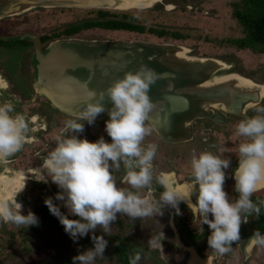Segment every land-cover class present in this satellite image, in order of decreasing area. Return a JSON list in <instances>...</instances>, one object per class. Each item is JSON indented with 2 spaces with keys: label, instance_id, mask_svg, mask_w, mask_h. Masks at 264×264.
Listing matches in <instances>:
<instances>
[{
  "label": "flooded vegetation",
  "instance_id": "1",
  "mask_svg": "<svg viewBox=\"0 0 264 264\" xmlns=\"http://www.w3.org/2000/svg\"><path fill=\"white\" fill-rule=\"evenodd\" d=\"M163 1L164 4L152 9L165 11L168 18L183 12L188 17L187 12L202 14V18H211L214 10L218 13L214 0H197L198 3L185 0L187 2L180 4L178 9V4ZM141 10L145 8L50 6L0 19V103H12V115L23 114L28 124L22 148L0 158V202L7 200L11 204L13 193L24 187L16 199L23 206V214L31 210L37 215L39 222L32 226L35 231L42 225H61L44 204L47 197H53L61 212L68 215L63 202L54 199L59 191L57 186L51 180L45 183L34 178L35 170L55 147L57 137L62 135L65 121L77 119L80 108L73 104L84 102L89 90H103L122 78L125 72H135L141 65L156 74L149 89L151 101L154 99L157 103L152 113L156 117L150 118L153 122L147 119L146 126L151 133L142 142L143 145H157L152 161L154 179L150 186L153 199H159L164 191L155 179L160 173H167L166 183L182 194L183 186L192 180V156L202 151L223 153V157L230 159L223 189L230 200L238 197L232 171L238 164L237 141L243 142L246 138L237 135L236 125L245 117L256 115V109L264 106V51L242 46L239 40L245 36L243 30L241 35L229 38L221 35V40H213L200 25L196 29L171 27L167 22L148 25L138 19V14L145 15L151 9ZM66 11H75L76 16L55 23L45 22L41 16L44 12L63 15ZM234 12L235 8L236 18ZM56 16L59 18L58 14ZM218 16L220 14L216 18ZM58 55L65 57L63 66L68 69L55 72L51 68L58 63L53 62L52 57ZM232 74L247 78L259 88L251 85L247 88V83L242 82L234 84L229 80ZM54 89L57 93L58 90H76L74 100L65 103L68 108H74L64 110L44 95ZM249 93L255 95L243 97ZM166 97L187 110L168 116L171 127L168 138L162 123L157 121L161 119L159 111L166 107ZM107 119L108 116L101 113L94 124L85 122L78 138L92 142L103 136L110 142L104 130ZM182 126L185 131L187 127L191 129L186 141L180 140ZM190 143L194 146L188 154L182 155L180 146ZM124 175L123 166L114 173L118 187L138 191L141 196L148 194V189H131L122 182ZM251 199L260 207L259 214L253 212L246 223H241L240 240L231 242V250L227 253L220 254L208 247V226L193 217L187 201H181L179 214L169 206L162 209V215L143 218L133 219L117 213L108 235L97 227L94 234L106 237L108 248L95 264H130L137 254L140 256L138 264H264V248L251 246L249 240L256 230L264 233V205L261 204L264 184ZM191 202L195 203V196ZM68 218L78 219L71 215ZM0 226L17 227L3 220ZM92 247L88 235L79 239L78 251Z\"/></svg>",
  "mask_w": 264,
  "mask_h": 264
},
{
  "label": "clouds",
  "instance_id": "2",
  "mask_svg": "<svg viewBox=\"0 0 264 264\" xmlns=\"http://www.w3.org/2000/svg\"><path fill=\"white\" fill-rule=\"evenodd\" d=\"M155 78L152 69L141 65L135 72H125L103 90H89L77 119L65 121L55 147L35 170L34 180L45 183L51 180L59 189L54 199L63 202L68 215L61 212L53 197L45 198L44 204L50 214L58 218L65 233L73 242L86 235L92 241L93 247L74 256L72 264H95L98 257H103L108 242L94 231L99 227L108 235L117 213L133 219L143 218L162 215V209L169 206L179 214V203L187 201L193 217L210 230L208 247L220 254L229 252L231 242L240 240L241 223H246L253 212L259 214L260 207L251 197L264 184V106L256 109V115L245 117L236 125L237 135L246 138L239 144L238 164L232 171L234 191L238 193L236 199L230 200L223 189L225 170L231 161L223 157V153L217 155L212 151L192 156V180L183 186L182 194L166 183L167 173L157 175L155 179L164 191L159 199H153L150 186L157 145L142 142L151 133L146 121L153 108L149 89ZM108 105L104 130L110 142L103 136L92 142L78 138L85 122L94 124ZM13 111L12 103H0V158L19 151L26 142V119L20 113L12 115ZM121 166L125 170L122 182L131 189H148L147 195L117 186L114 173ZM23 188L13 193L11 204L7 200L0 202V220L35 226L38 217L31 210L23 214V206L16 199ZM193 196L195 203L191 202ZM261 204L264 205V201ZM69 215L78 219H69ZM249 240L251 246L264 248V233L256 230ZM139 260L137 254L130 264H138Z\"/></svg>",
  "mask_w": 264,
  "mask_h": 264
},
{
  "label": "rangeland",
  "instance_id": "3",
  "mask_svg": "<svg viewBox=\"0 0 264 264\" xmlns=\"http://www.w3.org/2000/svg\"><path fill=\"white\" fill-rule=\"evenodd\" d=\"M168 1H172L176 5L178 4L177 9L180 4L182 6L187 2H185V0ZM193 1L198 3L197 0ZM214 1L218 7V13L217 10H214L215 12L213 11V13H211V15H213L211 18L207 16L202 18V14L195 15V12H187L189 17L183 14L185 13L183 12L174 14L173 18H168L166 17L167 15H164L165 11L151 9L148 11L150 13H144L145 15L139 13L138 19L147 22L148 25H163V23L167 22V25L171 27L183 26L190 28L192 26L193 29H196L195 27L200 25L204 32L210 33L213 40H215V38L221 40V35H227L225 36L227 38L241 35L242 27L239 21L234 17L233 9L235 8V4L238 5L242 0ZM41 10L42 9H40V11ZM146 10L148 9L141 11L145 12ZM56 14L59 15V18ZM204 14L206 15V13ZM217 14H220L218 18H216ZM41 16L43 17V21H54L55 23L59 19L69 20L75 17L76 12L66 11L63 15L58 12H44ZM228 41L229 40L226 39V42ZM214 45H216V43H214ZM240 142V140L237 141L238 147ZM193 146V143L181 145L180 149L182 150V155L188 154ZM4 228L0 226V264H72V258L80 252L78 251L79 240L73 242L68 234L65 233L62 225H42L37 231H35L32 226L27 227L26 225H17V227L11 226L10 229H7V227ZM104 238L106 239V237Z\"/></svg>",
  "mask_w": 264,
  "mask_h": 264
},
{
  "label": "water",
  "instance_id": "4",
  "mask_svg": "<svg viewBox=\"0 0 264 264\" xmlns=\"http://www.w3.org/2000/svg\"><path fill=\"white\" fill-rule=\"evenodd\" d=\"M147 1L148 0H143V2H147ZM126 4H127V0H0V19H4L6 17H11L14 15L24 14V13H27L28 11H30L31 9L44 8V7H50V6L114 7V8L119 9V8L129 7ZM158 4H164V1L163 0H156V1L151 2L150 4H147V5L132 6V7L152 9V8H155ZM52 59H53V62L56 61L58 63V64H54L52 66L53 68H51L52 70H56L55 72H60V70L63 71L64 69L65 70L68 69L67 67L63 66V61L66 60L65 57L58 55V57L57 56L52 57ZM77 67H79V65ZM229 78H231L229 80H231V82H233L234 84H236V83L239 84L240 82H242L244 84L247 83L246 81H244V79H247V78H242V77L235 75V74L230 75ZM250 85L254 88H256V87L259 88L258 85H253L250 83H247V85H246L247 88ZM75 91L76 90L62 92V91L58 90V93H57V89H54V91H52V92L46 91V94H44V95H46V97L56 101V102H53L56 104V106H59V107L63 108L64 110L68 111V109H72L74 107L69 106V108H68V106H65V103L68 100H70V101L74 100ZM249 92H250V90H249ZM253 92L255 94L259 93L257 91H253ZM254 93L245 94L243 97L245 98V97H249L251 95H255ZM247 95H249V96H247ZM258 96H260V94ZM166 100H167L166 101V107L162 108V110L159 111V118H161V119L157 120V121H160L162 123V125H163L162 128H164L165 133H167V135H165V136L168 138V133L171 132L170 123L168 122V116L172 115V114L176 115V114H179L180 112H185L187 110H186V108L181 109V107L177 105L178 103L173 102L169 97H166ZM184 100H185V96H184ZM84 102H78L77 104H73V105L78 106V108H81V106L83 105ZM151 102L153 104V108L149 112L147 119L156 117V116H153L152 113H153V110H155L154 108L157 107L156 106L157 103L154 101V99ZM107 107H110V105L106 106V111L103 113L108 116ZM163 113H165L164 116H163ZM216 113L219 114V112H216ZM150 120L152 121V119H150ZM183 128L184 127L182 126L181 129L183 130ZM179 133H181L180 134V140L186 141L191 136V129H189V127H187L186 131L184 129L183 131H180ZM186 134L187 135L189 134L188 137L186 136Z\"/></svg>",
  "mask_w": 264,
  "mask_h": 264
},
{
  "label": "trees",
  "instance_id": "5",
  "mask_svg": "<svg viewBox=\"0 0 264 264\" xmlns=\"http://www.w3.org/2000/svg\"><path fill=\"white\" fill-rule=\"evenodd\" d=\"M234 14L245 33L239 43L256 51H264V0H242L235 4Z\"/></svg>",
  "mask_w": 264,
  "mask_h": 264
},
{
  "label": "bare ground",
  "instance_id": "6",
  "mask_svg": "<svg viewBox=\"0 0 264 264\" xmlns=\"http://www.w3.org/2000/svg\"><path fill=\"white\" fill-rule=\"evenodd\" d=\"M153 1H156V0H148L147 2H143V0H127V4L126 5H128L129 7H132V6H143V5H147V4H150L151 2H153ZM65 52H66V50H65ZM64 52V53H65ZM67 53H69V51L67 52ZM72 54V53H71ZM164 58V57H163ZM166 58V57H165ZM164 58V59H165ZM171 61H173V60H171ZM206 61V60H205ZM208 61V60H207ZM212 62V61H211ZM169 63V62H168ZM171 63H174V62H171ZM179 63V62H178ZM181 63V62H180ZM214 63V62H213ZM204 64V63H203ZM212 64V63H211ZM175 65V64H174ZM211 68V67H210ZM204 70V69H203ZM210 70V69H209ZM244 81H246L247 83H253L252 81H249V80H246V79H244ZM156 88V87H155ZM160 89V88H159ZM199 89V88H198ZM197 89V90H198ZM185 91V90H184ZM189 92V91H188ZM194 92V91H193ZM219 94V93H218ZM225 103V102H224Z\"/></svg>",
  "mask_w": 264,
  "mask_h": 264
}]
</instances>
